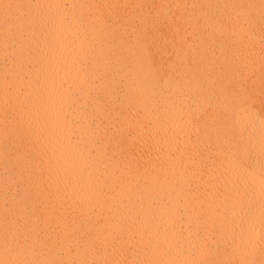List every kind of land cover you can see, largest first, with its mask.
Listing matches in <instances>:
<instances>
[{"label": "snow or ice", "instance_id": "1", "mask_svg": "<svg viewBox=\"0 0 264 264\" xmlns=\"http://www.w3.org/2000/svg\"><path fill=\"white\" fill-rule=\"evenodd\" d=\"M14 7L19 5L3 4L6 66L0 79L3 80L6 119L0 127L3 140L0 159L4 162L6 175L3 190L5 212L0 221V264H257L250 257L257 236L264 255V121L257 143L247 126L238 120L239 114L251 103L246 81L253 72L252 64L240 61L235 65L238 76L229 93L230 102L215 106L199 104L190 90L178 85L188 77L196 87L199 81L192 79L193 76L199 73L211 77L212 73L202 72L199 63L181 64L171 58L166 64L156 65L153 62L151 27L138 26L141 18L136 15H116V10L121 8H146L157 21V5H121L110 0H80L70 5L59 0L37 3L28 6L37 11L28 24V31L19 34L13 32L14 23L7 15V11ZM178 7L231 8L247 25L250 39L255 36L253 10L259 8L261 94L264 96V0H259V5L191 4ZM215 19L218 24L224 22L222 16L217 15ZM199 24V17L189 21L193 31L185 32L184 46H190L193 38H199L195 30ZM76 41H79V47ZM84 50L92 60L80 61L76 89L90 97L93 103L103 102L105 111L110 102L127 105L124 119L140 129L145 144L151 139L154 130L152 117L160 108L161 98L171 103L184 99L197 102V106L186 113V124L191 129L198 130L200 115L209 107L213 108L214 120L220 127V135L213 145V156L218 162L219 178L225 186L230 183L232 190L224 196V207L217 213L218 218L214 219L203 203L194 217L186 216L183 206L173 202L167 205L157 201L145 202L143 193L138 192L136 203L128 208L127 222H114L109 233L118 251L136 254L137 258L132 260L88 258L92 242L82 243V239L67 226L55 236L48 231L49 221L60 219L54 202L64 191L70 173L78 172V183L95 191L98 199L111 194L108 186L96 190L94 182L85 175L88 167L106 166L113 155L110 130L102 121L97 124L94 110L86 124L72 122L67 147L58 150V156L48 155V145L52 141L46 130L52 125L47 114L55 102L53 90L46 87L52 79L51 68L54 63H62L65 75H68L67 58L70 57L74 65ZM231 52V45L226 44V54ZM10 57L11 68L7 64ZM57 124L63 128L59 121ZM56 142L61 143V139ZM245 156L249 161L247 165ZM257 157L259 217L251 202L255 195L256 173L251 162ZM244 197L248 203L237 213L236 207L243 203ZM41 203L47 207L38 214ZM236 215L241 219L233 227ZM73 248L77 249V256L66 258ZM185 249L200 258H175ZM259 264H264V259Z\"/></svg>", "mask_w": 264, "mask_h": 264}, {"label": "bare ground", "instance_id": "2", "mask_svg": "<svg viewBox=\"0 0 264 264\" xmlns=\"http://www.w3.org/2000/svg\"><path fill=\"white\" fill-rule=\"evenodd\" d=\"M49 2H56V0H0V77L6 66V52L2 36L5 16L3 4L19 5L7 11L9 19L14 23L13 32L19 34L28 31V24L37 11L28 6ZM59 2L70 5L80 0H59ZM110 2L121 5L155 4L158 6L156 12L159 14V19L157 21L152 19L146 8H121L116 10V15H136L141 18L138 26L151 27L153 62L156 65L166 64L171 58L181 64L199 63L202 72L206 70L212 73L211 77L199 73L193 76L192 79L199 81L196 87L188 77H184L178 85L186 91L190 90L191 95L197 98L199 104L215 106L230 102L229 93L232 86L237 83L238 76L235 65L240 61L251 63L253 72L246 81L251 94V103L246 106L245 111L239 114L238 120L242 125L247 126L255 141L259 142L261 122L264 121V96L261 94L260 72L259 8L253 10L256 17L255 36L254 39H250L247 25L242 19L236 17L231 8L178 7L191 4L254 3L259 5V0H110ZM217 15L224 18L222 24L216 22ZM194 17L200 18V24L195 29L199 38H193L190 46H184L182 38L186 31L188 33L193 31L189 27V21ZM226 44L231 45V54H226ZM76 46L79 47V41H76ZM81 60L91 61L92 56L84 50L77 57L74 65L72 59L68 57V75H65L62 63H54L51 68L52 79L47 82L46 87L53 90L55 102L51 104L47 114V119L52 125L46 130V134L52 141L48 145V155L58 156V150L67 147V137L71 135L72 122L86 124L94 110L97 124L102 121L103 126L110 130V136L113 138L111 150L113 155L107 161L106 166L88 167L85 175L94 182L96 190L101 186H108L111 194L107 198L98 199L95 191H89L85 185L78 183V172L70 173L64 191L54 202L56 215L60 219L49 221V233L55 236L60 229L67 226L77 238L82 239V243L92 242L88 258L132 260L137 258L136 254L118 251L109 233L114 222L120 220L127 222L128 208L136 203L138 192L143 193L145 202L157 201L162 205H167L169 202L177 203L185 208L186 216L194 217L203 203L205 210L217 219V213L224 207V196L231 192L232 185L228 183L225 186V182L219 178L218 162L213 156V145L220 135V127L214 120L213 108L209 107L200 115L199 128L196 130L186 124V113L194 109L197 102L184 99L171 103L161 98L160 108L152 117L154 130L151 139L148 144H145L141 140L140 129L124 119V113L128 110L127 105L119 101L110 102L105 111L103 102L93 103L90 97L78 92L75 80L79 75ZM7 64L9 68L12 67L11 57ZM55 89L59 91L56 92ZM5 119L3 80L0 79V127H3ZM57 121L63 125L62 129ZM58 138L61 139L59 144L56 142ZM2 151L3 140L0 138V152ZM244 161L246 165L249 163L247 156L244 157ZM251 163L256 169L255 195L251 202L259 217L258 157ZM81 167L84 168V165ZM5 175V165L0 159V221L3 220L5 212L3 197ZM247 203L248 199L244 197L243 203L237 205L236 212L239 213ZM46 207V204L41 203L37 208V213L39 214L40 210ZM240 219V215H236L232 226L239 224ZM195 227L193 223V228ZM76 256L77 249L73 248L66 258ZM175 258L192 260L200 257L185 249ZM250 258L257 261V264L264 259L258 236Z\"/></svg>", "mask_w": 264, "mask_h": 264}]
</instances>
